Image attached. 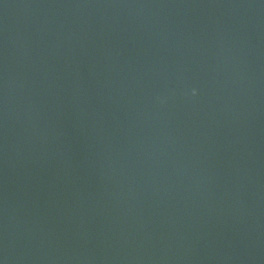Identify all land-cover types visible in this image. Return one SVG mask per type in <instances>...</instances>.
Wrapping results in <instances>:
<instances>
[{"label":"water","instance_id":"water-1","mask_svg":"<svg viewBox=\"0 0 264 264\" xmlns=\"http://www.w3.org/2000/svg\"><path fill=\"white\" fill-rule=\"evenodd\" d=\"M0 264H264V0H0Z\"/></svg>","mask_w":264,"mask_h":264},{"label":"clouds","instance_id":"clouds-1","mask_svg":"<svg viewBox=\"0 0 264 264\" xmlns=\"http://www.w3.org/2000/svg\"><path fill=\"white\" fill-rule=\"evenodd\" d=\"M192 94H193V95L196 94V89H195V88L192 89Z\"/></svg>","mask_w":264,"mask_h":264}]
</instances>
